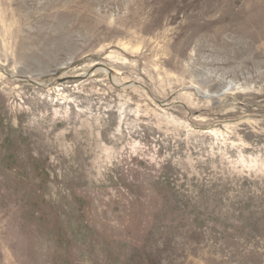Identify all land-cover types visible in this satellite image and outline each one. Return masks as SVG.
Here are the masks:
<instances>
[{
	"label": "rangeland",
	"instance_id": "obj_1",
	"mask_svg": "<svg viewBox=\"0 0 264 264\" xmlns=\"http://www.w3.org/2000/svg\"><path fill=\"white\" fill-rule=\"evenodd\" d=\"M0 264H264V0H0Z\"/></svg>",
	"mask_w": 264,
	"mask_h": 264
},
{
	"label": "bare ground",
	"instance_id": "obj_2",
	"mask_svg": "<svg viewBox=\"0 0 264 264\" xmlns=\"http://www.w3.org/2000/svg\"><path fill=\"white\" fill-rule=\"evenodd\" d=\"M99 70H101V71H104L105 72V69L104 68H102V67H97V68H95V71H99ZM113 79V78H112ZM113 81H115L114 79H113Z\"/></svg>",
	"mask_w": 264,
	"mask_h": 264
},
{
	"label": "water",
	"instance_id": "obj_3",
	"mask_svg": "<svg viewBox=\"0 0 264 264\" xmlns=\"http://www.w3.org/2000/svg\"><path fill=\"white\" fill-rule=\"evenodd\" d=\"M100 67H102V68L106 69V68H105V67H103L102 65H101Z\"/></svg>",
	"mask_w": 264,
	"mask_h": 264
}]
</instances>
